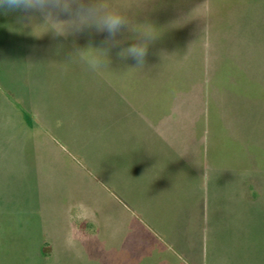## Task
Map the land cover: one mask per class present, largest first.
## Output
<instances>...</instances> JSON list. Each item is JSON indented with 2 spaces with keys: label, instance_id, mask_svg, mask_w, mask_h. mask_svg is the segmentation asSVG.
I'll use <instances>...</instances> for the list:
<instances>
[{
  "label": "rangeland",
  "instance_id": "obj_1",
  "mask_svg": "<svg viewBox=\"0 0 264 264\" xmlns=\"http://www.w3.org/2000/svg\"><path fill=\"white\" fill-rule=\"evenodd\" d=\"M108 3L129 20L119 41L156 29L143 66L114 47L92 71L106 33L56 36L38 14L0 13V264H264V0ZM149 118L183 146L203 139L220 210L203 255L136 250L148 187L132 192L143 203L116 186L115 135Z\"/></svg>",
  "mask_w": 264,
  "mask_h": 264
},
{
  "label": "crops",
  "instance_id": "obj_2",
  "mask_svg": "<svg viewBox=\"0 0 264 264\" xmlns=\"http://www.w3.org/2000/svg\"><path fill=\"white\" fill-rule=\"evenodd\" d=\"M132 31L134 33L130 28L123 34L118 47H127ZM130 78L134 79L133 75ZM152 107L153 111L158 109L156 106ZM143 123H140V127H143L140 133L134 130L135 133L120 136L116 128L114 147L116 186L121 183L124 190L131 191L133 199H142L143 203L144 198H138L132 192H135L136 183L141 182L148 187L144 207L147 225L142 226L144 228L141 230L148 244L140 246L137 241L136 250L142 255L143 248L151 247L150 256L156 251L162 256L179 255L186 252L184 246L190 245L197 255H203L204 242L208 245L203 234L204 224L208 225L207 222L212 221L213 216L220 211L217 209L219 204L211 200L212 172L209 169L210 162L206 159L207 151L204 152L203 149V139L199 140L197 136L183 138L187 144L183 146L180 144L183 142L181 137L159 133L160 122L156 119L149 118ZM228 174H222L226 185ZM204 189H207L205 192L208 191L205 197ZM197 230L201 232L198 235ZM182 241L184 250L181 249Z\"/></svg>",
  "mask_w": 264,
  "mask_h": 264
},
{
  "label": "clouds",
  "instance_id": "obj_3",
  "mask_svg": "<svg viewBox=\"0 0 264 264\" xmlns=\"http://www.w3.org/2000/svg\"><path fill=\"white\" fill-rule=\"evenodd\" d=\"M21 13V20H31L35 15L43 18L44 23L52 22V31L56 36L77 35L85 32L106 33V49H96L87 64L90 70L97 71L109 63L108 51L118 47L117 40L121 30L129 26L126 16L111 8L108 0H0V13ZM66 17V19H62ZM43 23V24H44ZM135 42L121 47L117 52L120 59L131 58L138 67L143 66L148 56L149 45L158 36L156 29L148 23L135 31Z\"/></svg>",
  "mask_w": 264,
  "mask_h": 264
}]
</instances>
